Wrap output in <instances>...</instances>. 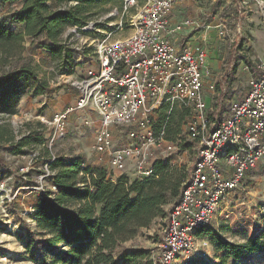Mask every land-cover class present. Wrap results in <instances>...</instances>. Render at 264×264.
<instances>
[{"label":"built area","instance_id":"2783aa9c","mask_svg":"<svg viewBox=\"0 0 264 264\" xmlns=\"http://www.w3.org/2000/svg\"><path fill=\"white\" fill-rule=\"evenodd\" d=\"M241 3L244 7L253 3L264 19V0ZM172 6L173 0H123L115 29L127 26L130 33L113 42L90 38L96 30L91 20L71 25L70 32L85 35L82 44L71 49L76 55L72 70L78 64H87L79 76L67 78L76 91L74 106L54 113L49 122L42 119V124H50L54 130L42 146L18 155L6 154L25 179L34 173L35 183L23 188L43 195L56 190L49 182L53 174L49 164L56 157L54 142L65 137L66 121L75 110L91 108L99 116L95 150L108 154L110 175L125 174L127 161H131L137 173L149 177L153 162L162 159L158 154L168 155L181 143H192L190 177L169 208L162 238L152 253L155 264H190L196 242L221 218L223 199L245 179L264 177V64L256 65L257 74H250L246 89L229 101L225 113L211 116L204 83L207 49L205 45L180 49L172 41L168 26ZM131 9L134 13L123 21ZM183 26L196 25L187 18L177 29ZM218 33L224 36L222 30ZM163 107L167 112L182 107L191 110L185 134L175 141L164 139V127L154 131V114ZM114 127L127 129L128 146L114 147ZM9 180L0 179V197L6 202L11 200ZM1 206L0 224L10 226L7 206ZM260 213L264 218V201ZM203 244L207 246L208 242Z\"/></svg>","mask_w":264,"mask_h":264},{"label":"rangeland","instance_id":"374dc122","mask_svg":"<svg viewBox=\"0 0 264 264\" xmlns=\"http://www.w3.org/2000/svg\"><path fill=\"white\" fill-rule=\"evenodd\" d=\"M190 1L194 7L189 9L186 14L191 15L192 19L203 27L193 32L192 36L196 37L188 44L191 48L206 44L207 50H210V62L204 77L206 96L210 99L214 94L215 81L226 69L225 59L232 44L242 43V50L239 53L246 55L255 65L264 63V19L253 3L244 7L241 0ZM122 3L123 0H96L90 3L87 7L88 19L96 23V30L89 35L90 38L113 42L129 35L130 28L127 26L115 29V23L119 21ZM174 3L176 6L174 10L179 11L182 4ZM17 6V3H2L0 1V24L18 29L11 18V13ZM60 7L66 8L67 4H62ZM113 11L119 13L110 15ZM133 13L134 9H131L123 21L127 22L128 17ZM179 13L181 14V12ZM176 14L178 15V12ZM71 28V25L65 26L58 42L64 43L70 49H75L82 44L85 35H76L70 32ZM184 30L185 28L180 31L172 30L170 38L176 45L185 43L186 39L181 38ZM220 30L224 32V36L219 35ZM177 35H180V38L176 37ZM47 45H50L49 42L41 37L24 38L23 59L19 63L33 65L36 76L29 79H15L11 84L17 101L14 104L15 114L9 116L8 121L14 129L27 121L33 124L43 123L42 119H44L49 122L54 113L68 106H74L76 91L67 82V78L79 76L86 69L87 64H78L72 70V58L74 59L76 55L74 53V56L71 55L69 49L64 46L62 50L64 58H59L46 48ZM250 74L251 72L245 67L243 61L238 59L233 81L228 87V95L231 99L246 89ZM39 83H42L45 90L36 93L39 90L37 88ZM208 101L211 103V100ZM212 108L213 106L210 104V109ZM176 109L169 114V129L176 130L179 127V133L185 134L188 117L182 116L179 108ZM166 115L168 116V112L162 110L156 112L154 114L155 123L163 124L162 119ZM88 123L89 119L85 117L81 124H75L70 114L66 121L65 137L55 140L53 152L57 156L67 159L79 156L86 166L95 168L103 165L109 169L108 154L95 150V135L98 128L93 131V134L89 133L88 135ZM126 132L127 129L124 127L112 128L114 147L123 148L129 145L130 141ZM42 133L46 139L53 136V126L45 124ZM28 150L31 149L28 148ZM158 156H161L162 160L168 162L171 167L184 171L192 164L194 152L192 149L179 147L171 154H158ZM1 157L4 162L0 165V179L10 178L9 186L12 190L10 201L6 202L3 197H0V219L3 216L1 205L4 204H6L7 214L11 218L10 226L0 224V264H39L43 260L47 261L51 255L58 251V248H49L44 243L43 235L39 236L35 223L27 214L36 203L34 195L39 196L42 192L30 193L29 190L23 188L24 185L35 183V175L30 173L25 179L17 172V165L5 151L1 152ZM136 175L137 179L143 178L140 173L136 172ZM185 181L186 179L183 183ZM43 186L45 189H49L47 183H44ZM263 201L264 177L260 175L252 180L245 179L239 188L223 199L221 218L214 221L204 235H201L203 236L202 240L199 239L196 242L198 246L190 264H218L220 254L215 250L217 240L240 244L249 238L259 236L260 233H263L262 237H264V218L260 213V205ZM163 225V219L156 218L148 228L139 230L134 240L124 245V248L128 249H144L149 254V258L140 259L137 264H148L149 261L151 264H155L152 253L156 251L157 243L162 238ZM261 227L263 230H260ZM204 241L208 242L207 246H204ZM226 264H264V249L252 253L240 261L228 260Z\"/></svg>","mask_w":264,"mask_h":264},{"label":"trees","instance_id":"16d2710c","mask_svg":"<svg viewBox=\"0 0 264 264\" xmlns=\"http://www.w3.org/2000/svg\"><path fill=\"white\" fill-rule=\"evenodd\" d=\"M0 1L18 4L11 13L18 29L0 24L1 165L4 162L1 152L18 155L28 148L42 146L46 140L42 123L27 121L14 129L8 121V117L15 114L14 104L17 101L11 88L12 82L36 76L33 65L19 63L23 59L24 38L41 37L47 40L50 45L46 48L59 58H64V46L74 56L67 45L58 42L59 37L66 25L86 23L89 20L87 7L96 0ZM62 4H67V7L61 8ZM241 50L242 43L230 46L225 59L226 69L215 81L214 94L208 99L211 100V103L208 101L209 106H213L211 116L227 111L231 99L228 87L233 81L238 59L252 75L257 74L255 63L239 53ZM37 86L39 90L36 93L45 90L42 83ZM160 110L167 112L165 107ZM178 110L189 120L190 109L182 107ZM170 112L162 119L163 124L154 121V131L164 127V139L175 141L183 133H179V127L169 129ZM179 147L191 150L192 143H181ZM49 167L53 171L49 182L56 190L39 195L37 204L27 214L35 223L39 236L43 235L44 243L49 248H58V251L39 264H137L140 259L149 258L146 250L128 249L124 245L134 240L139 230L148 228L156 218L164 220L169 208L179 199L192 170V164L182 171L162 159H156L152 164L153 174L149 177L130 180L123 174L113 179L105 168L84 165L79 156L67 159L57 155ZM262 235L260 233L240 244L217 240L218 264H226L228 260L240 261L264 249Z\"/></svg>","mask_w":264,"mask_h":264},{"label":"crops","instance_id":"0c3cea01","mask_svg":"<svg viewBox=\"0 0 264 264\" xmlns=\"http://www.w3.org/2000/svg\"><path fill=\"white\" fill-rule=\"evenodd\" d=\"M174 2H179L180 4H182L181 5L182 7L179 8V11L174 10V8L176 7ZM173 3L174 4L172 6V10H171V13L169 15V24H168L169 30L171 31V33H172V30H176L177 29V26L179 25V23L183 19H187V18L188 19H192L193 18L191 15H188L186 13H188L189 9H193V7H194V4H192L190 0H182V1L174 0ZM176 12H178V15L176 14ZM179 12H181V14ZM195 25L196 26H183L182 27V28H185V30H184L183 35H181L182 36L181 38L182 39L185 38L186 41H185V43L183 45H177L180 49L184 48L185 46H189L188 42L194 40V38L196 37V36L195 37L192 36L193 32L194 31L196 32L198 29H201L203 27L197 21H195ZM181 29H177V30L180 31ZM171 33H170V37L172 35ZM176 37L180 38V35H177ZM205 47H206V44H205ZM206 49H207V47H206ZM208 49H209V47H208ZM209 59H210V50H207L206 69H207V66H209V62H210ZM204 77H205V72H204ZM207 99H209V98H207ZM75 100H76V92H75ZM70 114H71V118L74 119L75 124H81L83 118H85V117L87 119H89V123H88L89 124L88 125V129L89 130L87 132L88 135H89V133L93 134V131H95L97 128L99 129V126H100L99 116L91 108H85V109H82V110H77V111H74L73 113H70ZM100 167L105 168L107 171H109V169L107 167L103 166V165H101ZM126 167L127 168H126L125 175L128 176V178H131V179L137 178L134 165H133V163L131 161H127V166ZM113 176H114V179H115L116 177H118V174L112 175V178H113ZM34 198H35V201H36L35 204H37V201H38L39 197L37 195H34Z\"/></svg>","mask_w":264,"mask_h":264}]
</instances>
